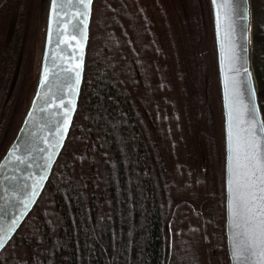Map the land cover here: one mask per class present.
<instances>
[{"label": "trees", "instance_id": "16d2710c", "mask_svg": "<svg viewBox=\"0 0 264 264\" xmlns=\"http://www.w3.org/2000/svg\"><path fill=\"white\" fill-rule=\"evenodd\" d=\"M30 1L0 0V157ZM211 22L208 0H94L71 131L0 264H228ZM251 24L264 119V0Z\"/></svg>", "mask_w": 264, "mask_h": 264}, {"label": "water", "instance_id": "95a60500", "mask_svg": "<svg viewBox=\"0 0 264 264\" xmlns=\"http://www.w3.org/2000/svg\"><path fill=\"white\" fill-rule=\"evenodd\" d=\"M223 129L228 264H264V119L252 61L251 0H208ZM94 0H49L35 87L0 157V254L43 193L82 91Z\"/></svg>", "mask_w": 264, "mask_h": 264}, {"label": "rangeland", "instance_id": "374dc122", "mask_svg": "<svg viewBox=\"0 0 264 264\" xmlns=\"http://www.w3.org/2000/svg\"><path fill=\"white\" fill-rule=\"evenodd\" d=\"M29 3H31L30 9L31 12L33 13V18L31 20L30 32L28 34L27 41L25 44L27 50V57L24 64V71L22 73V78L17 87L14 105L9 115V121H8L9 125L7 127L5 144H8L10 142L11 138L14 136L21 122L25 109L27 108L30 96L35 87L39 65H40V57L43 46V34L45 29L49 0H31ZM211 38L214 49L213 30L211 31ZM214 57H215V50H214ZM214 65H215L214 74H215V81L217 88L215 85L214 90H212V96H213L212 103L218 122L217 125H220L222 144H223L222 116H221L216 60Z\"/></svg>", "mask_w": 264, "mask_h": 264}]
</instances>
